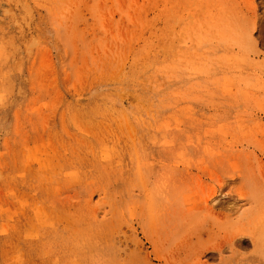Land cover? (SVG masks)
<instances>
[{
	"label": "rangeland",
	"instance_id": "1",
	"mask_svg": "<svg viewBox=\"0 0 264 264\" xmlns=\"http://www.w3.org/2000/svg\"><path fill=\"white\" fill-rule=\"evenodd\" d=\"M32 1L34 102L0 91V264H121L113 251L136 248L145 264H191L177 258V231L155 252L130 184L154 172L151 212L172 226L230 175L256 186L264 0ZM162 170L184 180L168 187ZM216 223L226 239L230 223ZM244 239L225 264H264V246Z\"/></svg>",
	"mask_w": 264,
	"mask_h": 264
},
{
	"label": "bare ground",
	"instance_id": "2",
	"mask_svg": "<svg viewBox=\"0 0 264 264\" xmlns=\"http://www.w3.org/2000/svg\"><path fill=\"white\" fill-rule=\"evenodd\" d=\"M32 2L0 0V91L6 92L11 103L16 104H32L35 99L31 81L34 25ZM24 67H27L28 79L24 78ZM156 136L164 137L162 134ZM160 174L168 187L178 186L184 180V175L178 178L173 170H162ZM236 176L230 175L229 181L221 182L210 199L203 201V206L183 216L180 219L182 225L172 226L166 222L172 215L158 216L151 212L157 206L153 198L155 189L151 188V178H156V174L138 170L130 186L137 183L143 198L141 201L132 198V205L134 209L146 206L149 212L146 215L143 210H137L140 218L137 225L155 252L162 239L174 231L179 233L175 242L177 258L191 264H200L208 256L210 259L219 257L220 263L225 264L224 252L230 251L231 258H235L238 255L237 247L241 246L244 238H250L255 250H260L264 246V228L260 232L245 221L256 218L254 216H264V168L260 169L259 177H255L256 186L242 183L233 187ZM241 203L242 206H249V209L241 211ZM164 207L168 209L170 204L164 203ZM233 216L235 223L231 220ZM222 219L230 223L226 239H219L221 227L216 222ZM129 251H113L114 257L123 254L121 257L124 258L119 261L121 264H145L146 260L148 263V254L142 253L139 248ZM168 263L169 260L165 259V264Z\"/></svg>",
	"mask_w": 264,
	"mask_h": 264
}]
</instances>
